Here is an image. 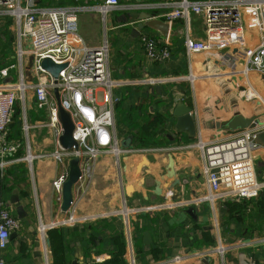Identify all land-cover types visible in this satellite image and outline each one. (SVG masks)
Returning a JSON list of instances; mask_svg holds the SVG:
<instances>
[{
	"label": "crops",
	"instance_id": "1",
	"mask_svg": "<svg viewBox=\"0 0 264 264\" xmlns=\"http://www.w3.org/2000/svg\"><path fill=\"white\" fill-rule=\"evenodd\" d=\"M104 1L38 3L84 8L78 14L79 35L90 47L108 45L113 94L120 101L114 108V120L122 151L119 155L102 153L97 158L93 179L86 190L80 183L74 187L75 209L65 216L61 212L62 193L54 190L52 182L68 169V164L61 166L47 157L34 160L32 165L14 162L0 170V202L20 224L2 252L6 264H132V260L134 264H264V241L255 236L260 211L264 221V209L260 208L264 195L261 193L256 200L209 201L203 154L196 146L200 140L220 142L242 132L241 128H230L237 113L254 124H264L263 73L255 70L244 74V60L237 47L188 55L187 36L205 39L203 17L191 14L189 22L180 19L173 23L158 18L171 12V4L181 0H119L121 8L107 14L93 9L103 6ZM144 14L169 23L168 36L147 27L138 28ZM143 36L168 42L169 59L161 63L150 60L143 48ZM15 55L12 50L14 61ZM29 62L27 58L26 66ZM15 66L3 67L13 68L9 77L14 81L8 77L4 83L19 81ZM25 75L26 83L33 81L27 69ZM141 87L151 94L152 104L135 101L127 108L124 95L139 92ZM18 102L22 105L15 110L10 127L16 157H25L28 147L33 155L51 154L56 146L54 134L41 127L49 122L48 110L38 109L32 90L21 95L17 108ZM160 103L164 106H157ZM178 103L192 109L197 124L193 139L176 130L173 112ZM166 112L174 127L169 130L167 121L163 128L173 145L149 148L163 149L155 152L136 149L135 135L141 132L147 138L154 137L157 126L163 124L158 119ZM17 119L21 122L19 129ZM255 158L258 179L264 181V146ZM92 193H98L101 208L90 212L87 203ZM70 217L74 218L72 223L68 222ZM241 217L245 223L237 224ZM97 220L110 237L109 242L101 236L90 238L88 226ZM119 226L122 235L115 240L116 249L111 242ZM249 234L254 241L244 246L236 244ZM219 241L226 247L223 256H195L203 249L213 250ZM183 255L190 257L183 263L173 261L175 256Z\"/></svg>",
	"mask_w": 264,
	"mask_h": 264
},
{
	"label": "built area",
	"instance_id": "2",
	"mask_svg": "<svg viewBox=\"0 0 264 264\" xmlns=\"http://www.w3.org/2000/svg\"><path fill=\"white\" fill-rule=\"evenodd\" d=\"M171 6L174 8L171 12L158 18L173 23L180 19L189 22L191 14L203 17L205 39L199 41L187 36L185 49L188 55L237 47L245 61L244 74L255 70L264 72L260 67L264 57V0H181ZM118 8H121L119 0H105L103 6L93 9L107 14ZM82 10L84 8L72 6H43L38 0H0V19L10 18L15 27L16 66L19 70L17 83H0L1 171L19 161L32 165L34 160L52 157L59 165L66 166L71 159L79 158V183L86 190L93 179L97 158L102 153L119 155L122 151L115 131L114 108L119 98L113 94L115 83L109 71V47L107 44L90 47L79 35L78 14ZM244 27L259 35L260 43L255 48H248ZM141 40L150 60L161 63L169 59L168 42L161 47L150 36H143ZM27 58H32V67L28 71L33 79L30 83H26L25 75ZM45 59L66 66L59 73L57 84L42 67ZM9 72V68L0 69V80H6ZM151 83L156 82L153 80ZM55 88L61 107L69 114L74 125L72 137L77 149L66 150L59 143L63 129L57 100L54 94L52 96ZM26 90H32L38 107L49 112V122L41 127L51 129L54 134L56 146L51 154L33 155L28 147L25 157H16L17 147L11 144L10 127L16 103ZM261 131H264V124L251 126L224 141L200 140L197 143L203 154L209 201L252 200L260 196L264 181L258 179L256 170L255 157L261 145L256 142L255 136ZM160 150L163 149L144 151ZM67 179L68 169L65 168V172L52 182L57 193H62ZM74 209L73 202L69 211L73 213ZM73 221V217L68 219L70 223ZM19 228L18 221L0 202V264H6L2 252L11 234ZM213 250L203 249L195 256L199 259H212L215 254L223 256L226 247L220 242ZM189 257L175 256L173 261L183 263Z\"/></svg>",
	"mask_w": 264,
	"mask_h": 264
},
{
	"label": "water",
	"instance_id": "3",
	"mask_svg": "<svg viewBox=\"0 0 264 264\" xmlns=\"http://www.w3.org/2000/svg\"><path fill=\"white\" fill-rule=\"evenodd\" d=\"M141 20L144 21L142 24L139 25L138 28L147 27L152 30L159 31L163 36H168V31L170 29L169 23H165L161 20H154L151 19L150 15L144 14L141 17ZM244 39L247 43L248 48H255L260 43L259 35L247 28L244 27ZM245 64V61H243ZM243 64V65H244ZM32 67V58H30L29 65L26 66L27 71H30ZM42 67L52 76L55 80V84H57L59 73L66 67L65 65H57L50 59H45L42 62ZM261 69L264 70V57L261 59L260 64ZM262 80L264 82V72L262 74ZM264 84V83H263ZM160 91V88L158 87ZM54 95L57 100L58 106V116L59 121L61 123L63 133L62 136L59 138L60 145L66 149L70 150L72 148L77 149V144L72 137V133L74 130V125L71 121L69 114L61 107L60 100H59V93L57 88L54 89ZM173 116L176 117V130L181 133H187L189 139H193L197 135V124L195 117L192 115V109L185 106L183 103H178L176 109L173 112ZM259 122L256 121L255 124L251 122V120L243 119L238 113L235 114V118L232 120L230 124L231 129L241 128L243 130L250 128L251 126L258 125ZM255 140L261 146H264V131H261L256 134ZM125 146L126 144L123 143ZM81 177V168H80V160L79 158L71 159L68 162V179L65 181L62 187V205H61V212L65 216L68 214L72 203L74 202V193L73 189L79 183V179ZM159 186L157 185L156 191L158 192ZM14 237V234L11 238ZM77 264V263H73ZM245 264V263H242Z\"/></svg>",
	"mask_w": 264,
	"mask_h": 264
},
{
	"label": "trees",
	"instance_id": "4",
	"mask_svg": "<svg viewBox=\"0 0 264 264\" xmlns=\"http://www.w3.org/2000/svg\"><path fill=\"white\" fill-rule=\"evenodd\" d=\"M10 22H11L10 18L4 17V18L0 19V63H2L0 65V69H3V67H5V66H14L15 65V61L13 59H11V57H9L12 55V44H13V33L7 27V24L9 25ZM159 45L162 47L165 44H164V42L163 43L161 42V43H159ZM170 52H171V50H170ZM139 90H140L139 92L135 91V92H130L126 96L124 95L123 99L126 102L125 105L127 108L130 109L131 104L135 101H142V105H144L145 103H151L150 102L151 94H148L147 89L141 87V88H139ZM157 106H164V105L160 103ZM158 110H161V108H158ZM166 111H168V110H166ZM164 115L165 116H161L159 119V120H161V122L163 124H160L159 126H157V129L154 131L155 132L154 137L147 138V137L143 136L141 132H138V134L135 135L134 147L136 149L167 148V147H170L171 145H173L170 142V140L168 138H166L165 129L163 128V126L167 123L168 117H170V114H169V112H166ZM16 118H18L17 115H16ZM168 123H169V125L167 128L169 130H172L174 127V123L172 122L171 119H170V121H168ZM20 126H21V122L17 119L16 128L19 129ZM260 198H261V195L259 197L255 198V200L260 199ZM100 224L101 223H99V220L92 222V224H90L88 226V234H89V236H91L90 238H95V237L101 236L104 241L109 242L110 237L108 235H106L104 231H102L103 226H101ZM105 230H107V229H105ZM116 232H117V236L114 237L112 242H111V244L115 247H116L115 240L117 238L120 239L121 235H122L120 232V226H119V228L116 229ZM116 249H117V247H116Z\"/></svg>",
	"mask_w": 264,
	"mask_h": 264
},
{
	"label": "rangeland",
	"instance_id": "5",
	"mask_svg": "<svg viewBox=\"0 0 264 264\" xmlns=\"http://www.w3.org/2000/svg\"><path fill=\"white\" fill-rule=\"evenodd\" d=\"M7 27H8V29L13 33V43H15L13 46H14V49H13V47H12V50H13V54H14V52L16 53V50H17V48H16V37L14 36V32H15V27L13 26V21H11L10 23H9V25L7 24ZM17 55V54H16ZM15 55V56H16ZM9 57H11V59H13V57L14 56H9ZM16 59H15V64H17V57H15ZM6 62V61H5ZM10 70L11 69H13L12 67L11 68H9ZM10 76V75H9ZM8 76V77H9ZM13 76V75H12ZM7 77V78H8ZM10 78V80H12L11 82H14L13 81V77H9ZM3 81H5V79L3 80V79H1L0 80V83L1 82H3ZM1 85H4V84H1ZM27 99H28V97H27ZM29 102V101H28ZM18 103H20V102H18ZM21 103H20V106H19V108H17L16 107V109L15 110H19L20 108H21ZM38 106V105H37ZM38 109H40L41 110V108H39L38 107ZM159 120V119H158ZM155 120L153 119L152 121H150L149 122V124H148V126L149 125H151V124H153V122H154ZM150 129V128H149ZM147 149H149V148H147ZM90 192V191H89ZM88 192V197L90 196V194L91 193H89ZM93 195H91V200L93 201H91V200H89L90 198H88V210L90 211V212H93L94 210H96L97 211V209H100L101 208V201H100V198H99V195H98V193H92ZM262 195H264V192H262ZM262 195H261V197H262ZM261 204L263 205L262 207H260L261 208V210L262 209H264V204L261 202ZM261 215H262V212L260 211L257 215H256V219H257V221H258V225H259V228L255 231V236H257V240H259V239H262L263 238V241H264V221L261 219ZM236 223L237 224H241V223H245V220H244V218L243 217H241L240 219H239V221H237L236 220ZM248 237H251V239L249 238V239H246V238H248ZM248 237H245L244 239L242 238L241 240H239L238 242H236V244H238V245H241V246H244V245H247V242H252V241H254L255 240V238H253L252 236H250V234L248 235ZM236 244H234V245H236ZM240 249L242 248V247H239Z\"/></svg>",
	"mask_w": 264,
	"mask_h": 264
}]
</instances>
